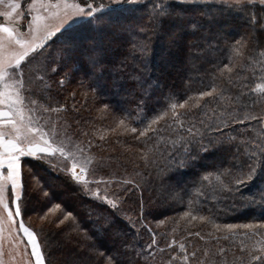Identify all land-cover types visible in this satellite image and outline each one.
<instances>
[{
	"label": "trees",
	"instance_id": "obj_1",
	"mask_svg": "<svg viewBox=\"0 0 264 264\" xmlns=\"http://www.w3.org/2000/svg\"><path fill=\"white\" fill-rule=\"evenodd\" d=\"M151 3L152 0H141V5L134 6L141 10L126 14L127 19L124 22L133 27L148 25ZM143 5L146 7H142ZM251 12L258 17L264 16V11L260 10L258 4L251 6ZM251 32L252 28L245 23V19L239 17L223 18L216 25L205 24L203 29L195 32L189 27L180 28L173 22L165 21L155 35L149 33L152 38L150 50L144 58L147 61L146 67L144 63L134 62L131 58L122 63L127 55L129 45L126 41L129 37L126 34L121 36L108 33L101 38L108 49L106 62L109 71L105 78L110 85L114 81L116 86L109 87L104 92L119 97L124 94L131 96L133 101L130 104L124 105L116 99L104 97L100 92H94L89 87L90 81L84 71H81L80 77H72L66 82L73 83L78 88L83 86L85 93L89 95L84 103L76 105L80 112L72 106L73 93L66 89V83L63 87L59 85L60 77L57 75L48 79L50 87L47 90L41 85V92L33 96L38 103H44L45 106H62L61 111L46 113L44 117L60 122V128H65L67 135L84 144L86 148L91 141L92 147L89 151L97 157L105 158L106 166L100 169L93 180H111L112 183L108 185L109 194L115 192L123 198L118 202L120 214L115 217L116 226L124 233L122 239L132 246L129 255L140 253V256L135 257L133 264H240L237 258L243 255L240 252L241 240L251 246L261 237L248 239L240 235L247 232L246 229L236 230L238 234L233 237L226 231H217L214 225L264 222V192L256 185L242 187L240 192L213 191L215 175L223 168L231 167L237 155L243 161V149L238 154L235 147L224 143L205 153L199 150L198 145H192L190 156L194 158L185 157L182 150L178 154L170 142L179 134L173 131L175 125L160 131L148 142L153 145L158 142L159 152L154 163L146 166L139 158V149L143 147L141 141L144 138L137 141L134 139L135 134L132 139H127L126 147L129 150L112 154L108 150L110 145L107 140L84 135V122H90L91 112L87 104H106L107 111L115 114L118 119L127 117L125 123L139 129L143 127L142 120L146 122V117L150 118L167 107L171 102L168 99L170 95L175 96L177 101H182L201 90H206L205 86L216 77L215 82L224 90V99L217 97L207 108L197 111V119H207L202 112H207L208 117H213V110L216 116L221 112H235L241 119L245 114L254 115L259 119L245 121L243 125L233 124L231 128H224L223 132L236 136L237 141L234 143H238L241 138H255L257 141L264 139V92L252 91L257 84H264V34L257 32L256 43L249 41L244 55L233 57V62L229 65H235L232 73L225 72L221 76L219 71L225 64H229V57L232 55L226 44H231ZM60 47L61 40L57 36L49 42L48 51L58 55L57 50ZM161 55L164 56L162 59ZM80 62L82 68L87 70V61L83 55ZM133 74L142 77L144 87L129 78ZM229 77L231 84L228 83ZM149 82L153 83L154 89L145 97ZM81 115L89 118L84 120ZM227 118V115L220 117ZM208 135L209 133L205 132V143ZM159 137H163V140ZM181 158L186 160L183 167L178 163ZM23 159L35 173L32 180L38 181L37 185L31 184L27 187L26 179L22 176L24 190L20 203L23 220L30 218L32 214L40 216L45 209L57 203L61 204L65 211H72L79 222V231H73L74 225L70 221L57 228L52 223L56 217L46 221L41 227L32 229L38 234L50 264H81V258L86 255L90 243L84 238L83 230H87L90 236L94 235L95 213L89 218L88 206L95 207V203L74 194L78 189L70 177L60 171L54 174L48 163L28 156ZM205 176H209V180L203 179ZM126 178H134L139 187L121 185L120 182ZM103 187L102 184L101 188ZM44 192L48 195L45 196ZM141 203L143 217L140 216ZM102 210L108 213L113 211L107 207ZM185 212H191V215L185 218ZM61 215L60 211L59 216ZM191 216H196L198 221L191 223L186 220H193ZM124 217H129L136 227H131L129 219ZM199 217L207 219L201 220ZM6 232L7 236L4 235L5 232L0 234V249L4 247L10 264H13L14 257L22 263L19 253L24 244L13 243L14 239L20 236L17 237L15 232L9 234L7 228ZM197 232L200 233L199 236L196 235ZM225 236H228V239H224ZM153 237L156 244L148 249L147 245L151 244ZM96 243L105 250L113 247L110 233L97 237ZM181 243L185 246L183 251L179 247ZM220 248L224 249L223 253L219 252ZM205 250L208 252L207 256L204 254ZM193 252L196 253L195 256L191 255ZM185 255L188 256L187 261L183 259Z\"/></svg>",
	"mask_w": 264,
	"mask_h": 264
},
{
	"label": "snow or ice",
	"instance_id": "obj_2",
	"mask_svg": "<svg viewBox=\"0 0 264 264\" xmlns=\"http://www.w3.org/2000/svg\"><path fill=\"white\" fill-rule=\"evenodd\" d=\"M257 4L260 10L264 11V0H152L148 13L149 24L133 27L124 22L127 19L126 14L140 11V8L134 6L141 5V0H56L55 3L51 0H31L27 9L31 20L28 22L27 31H21L18 22L24 17L25 12L21 9L20 0H0L2 9L0 17L7 21L0 23V234L5 231V226L9 234L16 232L18 237L19 233H23L26 242L24 239L15 238L13 243L24 244L19 255L27 258L25 264H50L38 234L26 226L23 220L20 203L24 190L21 158L26 156L42 160L53 170L69 176L78 189L74 194L95 203V207L88 206L89 218L95 213L94 235L90 236L87 230H83L84 238L90 243L86 255L81 258V264H133L135 257L140 256L139 252H136L135 256L129 255L132 246L122 239L124 233L116 226L115 217L120 214L118 202L123 198L115 192L109 194L108 185L112 181L88 179L106 166L105 158L97 157L89 151L92 147L91 141L88 147L84 148L81 143L66 135V129L58 127L57 122L49 118L41 123L43 116L36 115L37 111L46 114L59 112L62 108L45 106L33 98L41 92V85L47 90L50 87L48 79L52 75H59L58 83L63 87L77 73L84 71V75L90 81L89 87L94 92L102 93L109 87L116 86L114 81L110 85L105 78L109 71L106 62L108 49L101 38L108 33L121 36L126 34L129 37L126 41L129 45L127 55L122 63L131 58L134 62L144 63L146 67L147 61L144 58L150 50L152 35L156 34L157 29L162 27L165 21L173 22L180 28L189 27L195 32L203 29L205 24L216 25L223 18L239 17L245 19L252 32L231 44H226L232 55L229 57V64H225L219 71L221 76L225 72L232 73L235 65L232 67L229 65L232 64L233 57L243 56L249 41L256 43L257 32L264 34V16L258 17L251 12V6ZM57 36L61 40V47L57 50L58 55H53V52L48 51L49 41ZM82 55L86 58L87 70L81 66ZM129 78L136 80L141 86L144 83L139 75L133 74ZM215 81L216 77L205 86L206 90H201L182 101H177L175 96L170 95L168 99L171 102L167 107L150 118L146 117V122L142 120V128L128 126L125 123L127 117L118 119L116 127L135 134L134 139L137 141L144 138L141 141L143 147L139 149V158L146 166L155 162L156 154L159 152L158 142L157 145L148 142L160 131L172 128L173 125L176 126L173 131L179 134L170 142L176 152L179 154L182 150L185 157L194 158L190 156L192 145H198L199 150L205 153L224 143L235 147L238 154L243 149L242 155L245 157L243 161L237 155L231 167L223 168L215 175L213 191L240 192L242 187L256 185L264 192V139L257 141L255 138L250 140L241 138L238 143H234L237 137L223 132L224 128H231L233 124L243 125L245 121L259 118L245 114L241 119L235 112H221L216 116L213 110L215 120L208 117L207 112H202L207 119H197V111L207 108L217 97L224 99V90ZM228 83H232L231 77ZM252 91L264 92V84H257ZM107 109L108 105L105 104L101 111ZM225 115L227 119H220ZM205 132L209 133L207 143ZM211 133L220 135L212 136ZM84 135L88 133L85 132ZM99 139L104 140L105 136L101 134ZM159 139L163 140V137ZM52 158H55L56 163L52 162ZM178 163L183 167L186 160L181 158ZM203 179L209 180V176ZM120 184L139 187L134 178L123 179ZM44 195L47 196L48 193L44 192ZM105 207L113 211L111 213L103 211ZM57 210L62 213V217L58 216L52 221L57 228L70 221L74 225L73 231L80 230L73 212L65 211L59 203L49 208L41 219H47L49 214H55ZM190 215L191 212L184 213V216ZM140 216L143 217V203ZM124 218L129 219L131 227H136L129 217ZM191 218L197 219L196 216ZM214 227L217 231H226L233 237L238 234L236 231L238 229L248 230L240 233L248 239L261 237L251 246L241 240L240 252L243 255L237 259L240 264H264V232L261 231L264 230V222L222 226L215 224ZM109 233L113 247L105 250L97 245L96 238ZM196 235L199 236L200 233L197 232ZM224 239H228V236ZM155 244L156 240L153 237L147 248L151 249ZM179 247L182 251L185 249L183 243ZM219 252L223 253L224 249L220 248ZM204 254L208 255L207 250ZM191 255L195 256L196 253L193 252ZM2 256L3 251L0 250V257ZM183 259L187 261L188 256L185 255ZM0 264H4L2 259Z\"/></svg>",
	"mask_w": 264,
	"mask_h": 264
},
{
	"label": "rangeland",
	"instance_id": "obj_3",
	"mask_svg": "<svg viewBox=\"0 0 264 264\" xmlns=\"http://www.w3.org/2000/svg\"><path fill=\"white\" fill-rule=\"evenodd\" d=\"M52 3H55L56 0H51ZM21 3V9L24 10L25 15L24 17L18 22L19 26H20V30L21 31H27V25L28 22L31 20V15H28L27 13V9H28V5L31 3V0H20ZM2 10V9H0ZM35 13H33L34 15ZM7 21H5V19L3 17H0V23H5ZM54 39V37H53ZM52 39V40H53ZM50 42V41H49ZM163 42V41H162ZM164 56L161 55V59ZM81 72L77 73L73 78H78L80 77ZM59 76V75H57ZM60 77V76H59ZM138 83V82H137ZM139 84V83H138ZM66 89L71 91L72 93H75V95L73 96V104L72 106L74 107V110L76 109L78 112H80L77 108L76 105H79V103H84L85 99L88 97L89 95L87 93H85L84 91V87H80L78 88L77 85H74L73 83H66ZM139 86H141L139 84ZM145 83H143V85L141 87H144ZM154 89V85L153 83L149 82V85L146 88V92H145V97L148 96ZM260 92V91H259ZM101 95H103L104 97H109V98H113L118 100L119 102H121L124 105H128L130 104L133 99H131V96H126V94H124L123 96L119 97L117 95H107L105 92H100ZM133 94V93H132ZM147 94V95H146ZM27 95V93H26ZM88 108L90 107V122H84L85 125V131L86 133H88V135H92L93 137H95L96 139H99V136L101 134H103L105 136L104 140H107L109 142L110 148H108V150L112 153H119L120 151H123L125 149L129 150L126 145H127V139H132V133L131 132H124L122 128H117V122H118V118L115 114H111L109 111L105 110V111H101V109L103 108L102 105L100 104H87ZM37 116H43V119H41V123H44L46 118L44 117L45 114L41 113L40 111H37L36 113ZM88 116H84L81 115V118H83L84 120L87 119ZM88 117V118H89ZM58 127L61 126L60 122H57ZM65 129V128H63ZM111 129H116L115 131H111ZM66 135H67V131H66ZM69 136V135H68ZM103 140V141H104ZM107 142V143H108ZM84 148H86V146L84 144H81ZM130 150L132 152H134V150L130 147ZM130 151V152H131ZM25 160L23 159V157L21 158V172H22V176L23 178L25 177L26 179V183H27V187H29L31 184L37 185L38 181L37 180H32V177L35 176V173L33 172V170L28 167L24 162ZM52 162L55 163L56 160L55 158H52ZM50 167V166H49ZM51 171L55 174L57 173L55 170H53L52 167H50ZM62 174H64L63 172H61ZM95 178V176H89L88 179L89 180H93ZM52 206H50L49 208H51ZM48 208V209H49ZM48 209H45L44 212L42 213V215L40 216H36V215H31L30 218H25L24 221L27 224V226L36 229L41 227L43 224H45L46 221H49L52 218L58 217L60 215V210H57V212L55 214H49V216L47 217V219H41V217H43L45 215V213L48 211ZM62 217V215L60 216ZM186 218V216H184ZM189 220L191 223L192 222H196L198 221L197 219L195 220H190V219H186ZM6 228L7 226H5V234L3 232L4 235L7 236L8 232H6ZM1 234V235H3ZM15 234L17 235V233L15 232ZM20 236L21 239H24L26 242V237L23 236V233H19L18 234ZM0 250L3 251V256L0 257V259L3 260L4 264H10V260L7 257V255L5 254V250L4 247L1 248ZM30 251V249H29ZM26 257H22V263L20 261H18L17 257L12 258V263L13 264H25L26 261Z\"/></svg>",
	"mask_w": 264,
	"mask_h": 264
}]
</instances>
